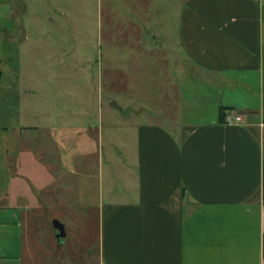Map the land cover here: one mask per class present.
<instances>
[{"label": "rangeland", "instance_id": "374dc122", "mask_svg": "<svg viewBox=\"0 0 264 264\" xmlns=\"http://www.w3.org/2000/svg\"><path fill=\"white\" fill-rule=\"evenodd\" d=\"M186 1L148 0L143 7L142 0H0L3 251L19 257L20 242L31 236L44 245L46 234L56 235L57 221L66 227L68 242L61 253L40 248L38 264H61L67 256L73 264H90L89 251L80 246H96L100 205L108 202L111 190L125 188L128 155L123 147L131 139L126 129L174 123L186 132L212 122L221 103L242 107L238 89L218 91L206 78L188 75L181 64L175 21ZM139 16L149 22L137 25ZM132 22L142 30V47H134L139 34ZM156 32L159 43L167 40L165 49L162 45L157 51ZM129 34L134 51L129 47L130 53L123 49L126 55L113 56L111 44L125 47ZM112 102L122 111L111 108ZM145 114L165 119L148 121ZM82 125L96 130L91 132L95 143L77 132ZM34 126L38 129L22 130ZM79 142L89 146L86 152ZM46 192L52 193V207ZM30 222L39 226L36 235L25 232Z\"/></svg>", "mask_w": 264, "mask_h": 264}, {"label": "crops", "instance_id": "0c3cea01", "mask_svg": "<svg viewBox=\"0 0 264 264\" xmlns=\"http://www.w3.org/2000/svg\"><path fill=\"white\" fill-rule=\"evenodd\" d=\"M147 2L142 0L143 7ZM141 18L137 25L149 22ZM175 22L180 63L188 75L206 78L218 91L238 89L242 107L221 103L219 114L221 108L233 109L227 116L241 122L222 125L218 116L186 132L174 123L128 127L125 188L111 190L108 202L101 203L96 246L80 247L89 251L90 264H264V0H187ZM130 25L139 34L134 47H142V30ZM129 36L125 47L111 44L113 56L130 53ZM152 38L157 51L167 41L159 43L157 32ZM155 47L148 45L151 51ZM145 119L165 118L145 114ZM92 130L82 125L77 132L95 143ZM98 136L101 142V126ZM78 147L86 152L89 146ZM51 196L46 192L50 206ZM26 210L32 216L33 208ZM28 226L25 232H40L37 224ZM57 235L46 234L44 245L37 236L24 238L19 257L1 247L0 264H38L43 246L61 253L68 237L59 243ZM72 258L61 264H73Z\"/></svg>", "mask_w": 264, "mask_h": 264}, {"label": "water", "instance_id": "95a60500", "mask_svg": "<svg viewBox=\"0 0 264 264\" xmlns=\"http://www.w3.org/2000/svg\"><path fill=\"white\" fill-rule=\"evenodd\" d=\"M111 107L115 110L122 111V109L115 102L112 103ZM54 229L58 233L57 240L59 243H61L67 237L65 226L63 224H61L60 222L56 221V222H54Z\"/></svg>", "mask_w": 264, "mask_h": 264}, {"label": "trees", "instance_id": "16d2710c", "mask_svg": "<svg viewBox=\"0 0 264 264\" xmlns=\"http://www.w3.org/2000/svg\"><path fill=\"white\" fill-rule=\"evenodd\" d=\"M233 109L230 108H221L220 114H219V123L224 125L226 124V117H227V112L232 111Z\"/></svg>", "mask_w": 264, "mask_h": 264}, {"label": "built area", "instance_id": "2783aa9c", "mask_svg": "<svg viewBox=\"0 0 264 264\" xmlns=\"http://www.w3.org/2000/svg\"><path fill=\"white\" fill-rule=\"evenodd\" d=\"M226 121H227L228 124H235V123H240L241 122V118L233 117V116H227L226 117Z\"/></svg>", "mask_w": 264, "mask_h": 264}]
</instances>
